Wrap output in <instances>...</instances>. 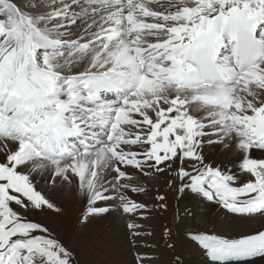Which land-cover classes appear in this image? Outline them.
Segmentation results:
<instances>
[{"label": "snow or ice", "instance_id": "snow-or-ice-1", "mask_svg": "<svg viewBox=\"0 0 264 264\" xmlns=\"http://www.w3.org/2000/svg\"><path fill=\"white\" fill-rule=\"evenodd\" d=\"M206 142L237 155L242 184L204 163ZM165 171L264 215V0H0V264H77L24 214L56 207L37 177L74 185L86 223L144 219L133 173ZM191 238L213 264L264 258V230Z\"/></svg>", "mask_w": 264, "mask_h": 264}, {"label": "bare ground", "instance_id": "bare-ground-1", "mask_svg": "<svg viewBox=\"0 0 264 264\" xmlns=\"http://www.w3.org/2000/svg\"><path fill=\"white\" fill-rule=\"evenodd\" d=\"M200 151L205 164L218 166L236 175L241 184L246 179L239 171L240 160L235 153H226L217 145L207 142ZM252 155L260 154L253 152ZM184 167L189 168L190 162H185ZM36 179L37 188L56 207L30 208L26 215L31 221L44 224L54 234L60 232V242L71 248L78 264H139L141 257L144 264H168L167 261L169 264H213L198 242L183 238L181 234L192 230V235L233 238L264 230V215L231 213L219 203L201 198L190 190L178 192L180 184L174 172L165 171L149 176L133 173L130 183L146 191L140 194L129 192V195L149 206L144 219L113 207L108 214L90 218L86 223L81 222L84 206L74 185L58 183L51 188L44 180ZM169 181L172 183L169 184ZM157 195L166 197V208L157 206ZM130 222L140 227L129 229ZM165 229L170 230L171 234L166 235ZM174 232L176 235H173ZM173 236L178 239L176 243L172 240ZM127 244H130V249ZM253 264H264V258H256Z\"/></svg>", "mask_w": 264, "mask_h": 264}, {"label": "rangeland", "instance_id": "rangeland-1", "mask_svg": "<svg viewBox=\"0 0 264 264\" xmlns=\"http://www.w3.org/2000/svg\"><path fill=\"white\" fill-rule=\"evenodd\" d=\"M18 211H22L23 212V210H21V209H17ZM25 215H26V213H24ZM27 216V215H26ZM27 218H28V216H27ZM29 219V218H28ZM30 220V219H29ZM35 222V221H34ZM36 223H38V222H36ZM40 224V223H39ZM41 225H43V226H45L44 224H42L41 223ZM46 227V226H45ZM50 232H52L51 230H50ZM60 232H57V234L55 233H53L52 232V234L54 235V237L57 239V240H61L62 239V237H61V233L59 234ZM173 235H176V233L174 232L173 233ZM191 235H192V230H188V231H186V233H183V234H181V237H183V238H189V239H191ZM173 239V242H175L176 243V240H178L177 239V237L176 236H173L172 237ZM175 238V239H174ZM63 243V242H62ZM68 243H71V241L70 242H68ZM67 248H69L65 243H63ZM128 245V247H129V249H130V244H127ZM69 249H71V248H69ZM74 257H75V259H76V256H75V254H74ZM167 263L169 264L170 262L169 261H167ZM78 264V263H77Z\"/></svg>", "mask_w": 264, "mask_h": 264}]
</instances>
